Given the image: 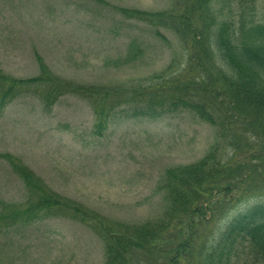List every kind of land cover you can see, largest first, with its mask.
Returning <instances> with one entry per match:
<instances>
[{
    "label": "rangeland",
    "instance_id": "1",
    "mask_svg": "<svg viewBox=\"0 0 264 264\" xmlns=\"http://www.w3.org/2000/svg\"><path fill=\"white\" fill-rule=\"evenodd\" d=\"M180 1L0 0V73L32 79L44 64L52 75L79 87L103 88L113 103L102 126L98 99L81 93H65L48 104L39 87H32L0 110V264H104L106 241L94 226L164 220L172 210L169 169L198 163L216 144L220 149L210 161L222 168L261 162L264 116L241 106V97L236 107L247 114L249 125L245 120L233 123L231 143L230 132L220 139L218 127L187 108L169 105L156 116L142 113L149 106L140 96L146 88L195 68L187 61L191 51L174 29L127 17L119 8L180 12ZM206 7L209 16L219 18L214 26L219 20L235 27L264 25V0H207ZM187 13L195 27H203L198 8ZM210 58V90H225L233 98L236 88L227 85V70ZM171 94L160 93L167 103ZM7 156L25 166L48 192L92 212L98 225L72 213L35 212L28 217L27 202L35 197L30 198ZM260 168L264 172V165ZM236 173L224 172L214 180L210 172V181L223 186ZM253 181L259 185L253 193L263 195L264 175L261 182ZM216 184L205 185L204 194L209 196ZM249 201L229 209L223 220L202 224L196 245L210 240ZM159 257L141 256L140 264H160L164 260ZM233 264L256 262L240 256Z\"/></svg>",
    "mask_w": 264,
    "mask_h": 264
},
{
    "label": "trees",
    "instance_id": "2",
    "mask_svg": "<svg viewBox=\"0 0 264 264\" xmlns=\"http://www.w3.org/2000/svg\"><path fill=\"white\" fill-rule=\"evenodd\" d=\"M180 3L183 8L180 12L173 10L151 13L119 8L127 17L157 22L174 29L183 44L187 45L186 50L191 51L187 61L190 67L195 68H186L185 76H176L164 81L167 82L165 84L146 88L147 95L140 96L143 98L141 101H148L149 106L148 111L142 113L156 116L162 114L169 105L187 108L218 127L220 139L230 132L232 135L227 140L231 143L234 139V124L238 126L243 123L247 116L236 107L240 97L243 101L241 106L256 109L264 116V25L235 27L219 20L217 26H214L213 21L216 22L219 18L213 14L209 16L207 0H181ZM194 6L200 11V20L205 23L202 28L195 27L194 21L188 16V8ZM158 34L161 35L160 32ZM248 36L254 39H248ZM250 40L252 41L248 42ZM193 48L195 52H192ZM208 57L218 60V64L227 70V77L230 79L227 85L236 88L233 98L225 90L218 91L214 87L210 90L207 80L210 78V70H206ZM45 68L42 64L39 76L26 80L12 79L0 73V110L18 94L32 87H39L38 93L42 94L48 104L65 93H81L98 99L96 109L98 108V117H101L99 126H102L105 111L108 109L110 112L113 108L104 89L91 86L84 89L70 80L52 75ZM167 91L172 92L168 103L160 95ZM244 122L249 125V120ZM220 146L214 145L211 152L198 163L169 169L167 186L171 189L172 210L160 222L134 226L98 225L92 212L76 206L74 201L48 192L25 166L11 156L7 158L26 183L30 198L35 197L34 201L27 202L31 205L25 210L27 216H33L35 212L48 216L72 213L82 217V220L85 218L93 221L101 227L94 226V229L106 241L104 264H140L141 256L150 255H161L159 260L164 261L160 264H233L240 256H246L248 261L256 264H264V194H256L259 192V185L253 181H262L264 172L261 171L260 164L264 165V157L258 156L262 158L261 162L251 166L240 163L222 168L218 161H210L212 158L216 159L215 152H218ZM236 170L240 174L236 173L237 177L226 185L210 181V172L216 180L215 177L222 176L224 172L226 176ZM209 183L217 184L212 185L210 192L215 189L207 196L203 189ZM251 186L255 188L251 189ZM254 191L257 192L253 193ZM199 194L208 198L205 200ZM247 200L250 201L244 209L224 220V225L212 234L210 240L196 245L202 224H209L214 218L220 220L222 216L223 220L229 209ZM173 219L178 222L172 221Z\"/></svg>",
    "mask_w": 264,
    "mask_h": 264
}]
</instances>
